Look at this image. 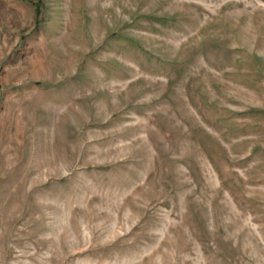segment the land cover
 <instances>
[{
  "label": "rangeland",
  "instance_id": "obj_1",
  "mask_svg": "<svg viewBox=\"0 0 264 264\" xmlns=\"http://www.w3.org/2000/svg\"><path fill=\"white\" fill-rule=\"evenodd\" d=\"M0 264H264V0H0Z\"/></svg>",
  "mask_w": 264,
  "mask_h": 264
}]
</instances>
